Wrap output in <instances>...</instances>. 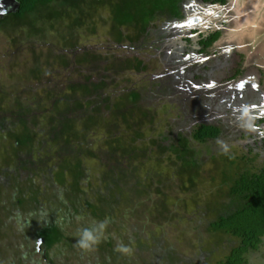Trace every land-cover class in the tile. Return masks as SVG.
I'll use <instances>...</instances> for the list:
<instances>
[{"label": "trees", "instance_id": "1", "mask_svg": "<svg viewBox=\"0 0 264 264\" xmlns=\"http://www.w3.org/2000/svg\"><path fill=\"white\" fill-rule=\"evenodd\" d=\"M204 1L223 5L228 0ZM16 2L17 11L0 14V30L12 35L15 46L25 45L26 48H20L30 52L35 60L30 74L44 83L38 91L20 94L7 110L2 101L4 91H0V137L4 141L6 135L13 144L11 156L1 161L6 170V174L1 175L5 179L24 181L21 185L8 182L22 190L16 203L26 208L28 215H34L21 220L23 226L29 228L17 226L23 239H45L40 254H45L50 264H57L54 260L57 253L52 252L58 245L68 242L69 251L74 250L76 237L67 232L64 221L57 220L56 209L50 214V205L38 197L37 191H41L38 182L51 178L56 186L51 205L67 209L66 222L74 219V213L79 214L80 209L88 211L87 217L92 215L94 220L106 221L114 213L117 216V207L122 203L139 197L136 203L143 205L144 198L151 204L149 209L159 213L163 224L173 223L180 226L182 232L187 221L202 235L208 222L207 231L222 236L219 247L227 243L223 257L216 264H251V255L264 246V160L261 154L253 155L254 150H251L239 156L237 151L219 150L211 155L214 163L223 164L221 185L225 186L227 194L224 202L217 206L207 201L201 204L193 191L200 185L207 161L203 160L204 151L198 145L220 138L222 127L193 123L191 119L183 127L174 122L179 117L166 121L169 130L163 131L160 129L163 124L158 120L171 105L149 93V90L157 92L166 71L160 69L162 57L154 56L153 31L162 28L168 33L165 25L183 18L184 0ZM88 35L100 37L104 43L101 47L92 45ZM221 35L220 31L212 33L203 38V44L211 46ZM147 54L153 58H147ZM41 60H45L44 64ZM154 60L158 64L155 65ZM64 74L71 76L61 83L55 82L54 79ZM138 75H147L151 82L136 81ZM5 146H0L1 154ZM205 148L207 153H213L209 146ZM92 160L102 169L101 172L98 169V182L92 180V169L88 165ZM136 161L140 162L138 169H134ZM148 161L154 164L149 166ZM216 179L213 178L212 183ZM27 190L33 194L28 198ZM190 194L193 195L189 201L186 196ZM36 215L46 217L42 224H34ZM8 221L7 217L0 216V228L12 227L15 233L6 240L9 249L11 240L14 245L18 241H14L17 231ZM120 226L117 233L125 235L121 242L130 250H146V254L155 257L160 253L164 264L180 262L178 253L172 252L173 244L154 241L156 232L151 228L147 233L142 228L128 232L125 226ZM202 238H198L197 244L200 251L203 250ZM113 243L107 241L101 247L93 244L103 251L102 264H136L130 252L117 249ZM153 246L160 250H152ZM162 246L167 249L161 250ZM166 250L171 252L170 256ZM28 254L32 264H40V254L35 248L8 264H26ZM205 254L212 255V259L217 255L215 250ZM176 256L178 258H174Z\"/></svg>", "mask_w": 264, "mask_h": 264}, {"label": "rangeland", "instance_id": "2", "mask_svg": "<svg viewBox=\"0 0 264 264\" xmlns=\"http://www.w3.org/2000/svg\"><path fill=\"white\" fill-rule=\"evenodd\" d=\"M229 1L230 3L223 8H220V6L215 8L211 7V11L213 10L212 12L214 14L213 18H215V20L211 22L212 29H209L216 32L220 31L222 35L216 46L209 51L214 53L216 52V50L221 48V53H216L218 55L215 54L212 56L213 59H210L209 65L207 66L208 68H206L207 70L203 71L201 79L199 78V76L197 78L196 76L191 78L189 72L190 68H188V66H185L186 68L177 66L176 60L172 56V50L173 47H175L173 46L175 45L173 41L176 42L177 40V38L174 36L176 33L171 32L169 35H167V33L165 32L166 30H162V28L153 31L152 37H154V39H156L157 41L154 42V44L157 45V47H153V51L155 50L156 52L154 56L162 57V61L159 62L161 63V65H163V67H161L160 69H166V73L163 72V83L158 87L156 93L160 96L158 97V99L160 98V100H163L166 103L168 102L167 104L171 105V109H168L167 107L166 112L162 115V119L160 118L158 120L161 125H164H162V128H160L161 130H169V122L166 121L175 120L179 117V120H175L174 122L177 125H183V127H185L184 125H186L188 119L193 118L194 115H196L199 119L202 118L206 122L209 121L213 123L214 120L212 118H206L207 115L199 114V111L202 110V108L208 109L210 104V107H212L215 112L220 113V111L218 110H221L225 104L224 102H222L224 98L221 95L223 94V91L227 90L232 91L233 89H235L234 92L229 94L227 105L230 108L228 109V112L232 114L234 110L235 115L239 118L244 108L248 109V107H250L252 109V105L248 103L249 101H246V90H241L240 86H254L253 82L256 83L258 77L261 78V76H263L264 78V0ZM195 4L198 6L200 5L198 0H185L184 6L187 7L188 11H191L194 8ZM201 5L203 6L202 3ZM9 13L11 12L1 15H6ZM105 16H107V14H105ZM204 16L205 13H199L197 14V17L196 15H193L191 13V19H188L184 25H181V23L178 22L172 23V27L175 26L173 27V30L175 32L178 31L179 34H189L188 31H190L193 27H195V29H202L200 18ZM165 26L168 27L169 31L171 30V24H166ZM160 34L161 36L167 35L166 37L169 38L164 42H161V39L157 38ZM88 38L90 39L89 41L93 43L92 45L95 46L101 47L104 43L103 40L100 39V37L96 38L88 35ZM21 46L23 45H20L18 47L15 46L12 35H10L9 33L7 34L6 31L0 30V91H4L3 96L5 98L2 96V101L6 110L9 107L13 106L14 103H16L20 94H24L29 90L38 91L40 90L39 88L44 85V83L42 84L39 80H36L30 74V69L35 67V60L30 52L23 49L26 48L25 45L23 46V48H20ZM18 48L20 50L17 51ZM147 50L150 51V49L148 48ZM44 53H46V51ZM166 53H169V55ZM163 55H165L166 60L163 59ZM147 56L148 54L146 55V57ZM224 57H228V59H230L229 63H231L225 66L220 65V67L212 69V67L216 64L218 66L219 61H221L220 64H222L224 61ZM147 58L152 59L153 55L148 56ZM207 59L208 58L201 60V64H203ZM44 62L45 60L43 62L41 60L42 64H44ZM154 64H158L156 60H154ZM192 66L193 69L196 70L199 65L197 64ZM47 68L48 65L46 67V70H48ZM178 72L181 74L179 75ZM151 73H153V70H151ZM172 73L176 74L177 77L180 76L181 79L185 78V81L187 79L188 84L186 82H183L184 84H187V86H185L187 87L185 96L184 88L181 90L182 93L178 92L177 94L173 95L175 89H168L167 87H170V85H168L167 87L164 86L165 82H170V80H173L175 78H173V75H171ZM236 74L238 76L234 77ZM69 76L71 75L64 74L63 76L57 77L54 80L55 82L61 83L64 81V78H68ZM168 76L170 77L167 78ZM148 78L149 77L147 75L143 77L138 75L136 77V81H144V83L151 82ZM44 82H46V79H44ZM64 84H66V81L64 82ZM197 84L198 88L196 87ZM28 97H30L28 99L32 98L31 96ZM32 99L35 100L34 98ZM259 102L257 103L261 105L264 104V99L260 100ZM245 105H247L248 107ZM249 114H252L251 111L249 112ZM228 121L229 120L227 119L226 123L220 121L217 123L223 129V135L220 138L211 140L207 145H198L204 151L202 153V158L203 160L207 161V164L202 169L200 185L196 189H194V195L190 194L189 196H186V198H189V201L191 199V196L193 195L201 202V204L207 201L212 206H217L219 202H224L226 198L225 196L227 193L225 190V186L221 185L224 180V175L222 174V172H224L222 168L223 164L219 162L214 163L211 155H213L214 153H218L219 150H223L222 152L225 153L237 151L239 156H242L244 153L248 152L247 148L242 145L241 133H243V128L241 126L233 124V120H230L229 122ZM239 125H241V122H239ZM4 141L3 137H0V146L6 144L2 154L0 153V170L2 169L1 161L7 158L5 153H11L13 145L9 137H7L6 135L4 136ZM206 146L212 148V154L207 153V150L205 148ZM225 148H227V151H225ZM256 154L257 153H254L253 155ZM220 158L221 157L219 156L217 160L220 161ZM97 163L98 162H96L95 160L89 161L88 163L89 167H91L92 169V180L96 182L99 181V171L102 170L101 166ZM148 164L149 166H151L154 164V162L148 161ZM139 165L140 162L136 161V163L134 164V169H138ZM215 177L217 178L216 182L212 183L213 178ZM38 183V186L42 188L41 191L44 192H42L43 196H50L52 194V188L45 187L44 181H39ZM90 189L92 190L91 187ZM17 192L18 191L14 190L13 188H9L8 190H4L0 194V216L1 218L7 217V219H10V221H8L9 224H11L15 228V232L17 231V238L16 240L14 239V241H18V243L14 245L11 244L13 243V241L11 240L8 249L6 240L9 238L11 239V237H13L15 233H12V227H6L4 230L0 228V240L2 241H0V261L3 260V264H8L9 261H14V259L16 258L18 259L23 253H26L27 250L31 251L33 248L37 249L40 241L38 239V241H35L34 239L25 241L21 236L22 233L18 230L17 226H23L21 222L24 221L23 219H25V217H27L30 212H26V208L23 209V207L19 206V204L16 203V198L20 197V193L18 192V194ZM30 195H32V193ZM138 198L139 197H135L134 200H131V202L129 203H122L121 206L117 207V209L119 210L117 216L114 213L112 215L113 217H110V219H107L106 221H104L103 219L100 221L94 220L92 215L90 217H87L89 216L87 214L88 211L85 209H80L79 214L77 212L74 213V219L71 218L68 220V222H66V218L68 215H66L65 212L67 211V209L55 204H53L52 206L51 201H49L46 196L45 201L46 204L50 205V214L52 209L55 208L58 213L56 215L57 220L64 221V223L67 224V232L71 234V236L76 237L73 251H69L70 246L67 244L68 242H64L58 245L56 250L52 252V254L55 252L57 253L54 259L55 262L57 264H96V262H98V264H102L103 251L100 250L99 247L107 243V241L114 242L113 244L117 249H120L121 245L127 247L125 243L121 242V239H123L125 235L122 234L121 236V234L118 235L117 233L119 232V229H121L120 225L125 226L128 232L131 231V229L142 228L144 232L147 233L151 228L150 230L156 232L154 235V241L158 243L166 242L168 244H173L172 248L174 250H172V252L174 251V253H178L180 258V262H178V264H201V260L205 262L203 264H216V262L219 261L221 257H223L224 246H227V243H225L226 245L221 246V248L219 247V245L221 244L220 241L222 240V236H216L215 234H211L209 231H207L206 227L208 222L202 230V235L196 230L194 226L190 225L191 223H188L187 221L184 224L185 229L182 232L181 227L175 226L173 223H169V225L163 224L159 213L156 212V209H149L148 206L151 204L144 198H142L143 200L141 203L143 205H138L136 203ZM126 201H129V199H126ZM194 204L195 203H193L191 206H194ZM146 207H148L149 211H147ZM28 216L29 218H33L32 216L34 215ZM35 218V225L42 224L46 219L45 216L39 215H36ZM116 218L119 220L113 221V219ZM125 218L126 220L128 219L127 222H125L126 220L124 221ZM101 222H106V226L103 230H98L95 233L98 237L96 244H99V247H96L97 245H92L90 248L84 249L79 246L78 241L81 238L83 230L86 228L98 229V226ZM161 224H163V226H160ZM27 226L28 225L23 226V228H29ZM163 232H165V235H163ZM200 236L203 237L202 240H200V245L202 246L204 251H200L199 245H197L199 242L198 238ZM225 242H227V240ZM165 249L167 248L163 249L162 246L161 250ZM152 250L159 251L160 249H157L156 246H153ZM212 250H215L217 253V255H215L213 259L210 258V256L212 255L205 254L211 252ZM128 252L133 255L132 260L136 259V264H164L162 258L160 257V253H158L155 257L154 255L146 254V250L131 249ZM165 252H167L169 256L171 255V252H168V250H166ZM27 257L28 259H25V263L32 264V257L29 258V254L27 255ZM40 258V264H50L49 261L45 260L43 254H40ZM174 258H178V256ZM208 259L209 261H207ZM251 264H264V246H262V248L258 252H254L251 255Z\"/></svg>", "mask_w": 264, "mask_h": 264}, {"label": "flooded vegetation", "instance_id": "3", "mask_svg": "<svg viewBox=\"0 0 264 264\" xmlns=\"http://www.w3.org/2000/svg\"><path fill=\"white\" fill-rule=\"evenodd\" d=\"M188 1V0H187ZM199 1V6L195 4L194 8L191 10V11H188L187 7L184 6L185 4V0L183 2V18L180 19V20H174L173 23H181V25H184L185 22L188 20V19H191V13L193 15H196L197 17V14L199 13H205V16L200 18V24L202 25L201 28L202 29H195V27L191 28L190 31H188L189 34H179V32H175L173 30V26L172 27V24H171V30L167 33V35L170 34V32H173V33H176L174 36L177 38L176 42L173 41L175 43V47H173V58L176 60V64L177 66L179 67H183V68H186L185 66H188L189 69V72H190V77H194L196 76V78L199 76V78L201 79V75H203V71L204 70H207L206 68H208L207 66L209 65V62H210V59H213V55H215L216 53H221L220 49L216 50V52L212 53L211 50L212 48H214L217 44V42L220 40V38L211 46H207L206 44H203V41L205 37H208L210 34L212 33H216V31H212L210 29H212V24L211 22L213 20H215V18H213L214 14H213V10L211 11V7L212 8H215V7H218L220 6V8H223L225 7L226 5H228L230 3V1L228 0L227 3L221 5V4H209L207 3L206 1L204 0H198ZM201 3L203 4V6L201 5ZM208 26V27H206ZM210 28V29H209ZM218 32V31H217ZM166 35V36H167ZM166 36H161L160 35L157 37L158 39H161V42H164L165 40H167L168 38ZM153 42H157L156 39H154ZM155 45V47H157L156 44H153ZM175 51V52H174ZM171 52V51H170ZM169 55V53H166ZM218 55V54H216ZM164 58L166 60V57L165 55H163ZM167 56V55H166ZM215 57V56H214ZM205 58H208L207 60L204 61L203 64H201V60H204ZM229 60L228 57H224V61L222 64L221 61H219L218 63V66L217 64L215 66L212 67V69L216 68V67H220L221 66H225V65H229ZM215 61V60H214ZM199 65L196 70L193 69V66L192 65ZM178 67V68H179ZM263 68V67H262ZM193 69V70H192ZM179 73V72H178ZM181 73H179L180 75ZM240 74V73H239ZM171 75H173V80H170V82H165L164 86H168L170 85V87H167L168 89H175V92L173 95L177 94L178 92H181V90L184 88V96H185V91L187 90V79L185 81V78H180V76H176V74L172 73ZM238 76L237 74L234 76L236 77ZM170 76H168L167 78H169ZM172 79V78H170ZM183 82H186L185 84ZM254 83V86H251V85H244V86H240V89L241 90H246L245 92V97H246V101H249L248 103L250 105H252V109L250 107H248V111L250 112L251 111V115H254L257 117V119L254 121L255 125L257 126L256 127V130L255 131H250V130H247V129H244L243 128V133H241V139H242V145H244L245 148H247L248 151H251V150H254L253 153H257V154H261L260 156L264 157V104H259L260 100L264 99V78L263 76L258 77L257 79V82H253ZM184 84V85H182ZM160 85H158L159 87ZM195 86V85H194ZM196 87L198 88V84L196 85ZM158 89V88H157ZM235 89H233L232 91H223V94L221 96H223V100L222 102H224V107L221 109V110H218L220 111V113L218 112H215L212 107H210V104H209V108L208 109H205V108H202V110L199 111V114H206L208 119L212 118L214 120V122H206L204 121L201 117V119L197 118L196 115H194L193 118H191V122L193 123H200V122H204V123H209V124H217L219 121L220 122H223V123H226V120L228 119L229 121L230 120H233V124H236L237 126H241L239 125V118L235 115V112L233 110L232 114L230 112H228V109L230 108L228 105H227V102L229 100V94H231L232 92H234ZM227 92V93H226ZM149 93L154 97H160L156 92H152L151 90H149ZM182 93V92H181ZM150 96V95H148ZM259 102V103H257ZM254 107V109H253ZM219 117V118H218ZM189 121V120H188ZM225 121V122H224ZM228 121V122H229ZM190 123V121H189ZM231 124V123H230ZM239 128V127H238ZM223 130V129H222ZM222 136V135H221ZM246 142H245V141ZM256 151V152H255ZM12 154L9 153H5L6 157L8 158L10 155ZM5 168V167H4ZM4 168L2 167V173L0 172V194L4 191V190H8L9 188H13L14 190L18 191L20 194H21V189H15L13 187V185H10V183L8 181H11L13 184H18V185H21V184H24V181H21L22 179H18V180H11L10 178H4L3 176L4 175H1V174H6V170H4ZM41 181H44V186L45 187H51L52 188V194L50 196L48 195H44L43 196V191H37L38 193V197H39V200L42 201V202H46L45 201V197L47 196V198L49 199V201H51V197L53 196V192L56 191V186L55 184H52L53 183V180L51 178H46L44 180H41ZM42 189V188H41ZM30 192V190H27ZM17 192V193H18ZM27 193V195H25L27 198L32 196L30 195L31 193ZM43 192V193H41ZM18 193V194H19ZM40 193L42 195H40ZM43 238L40 239L39 241V245L37 247V253L40 254L44 249H43V244L45 242V239L44 241H42ZM44 257H45V260H48V258L45 256L44 254Z\"/></svg>", "mask_w": 264, "mask_h": 264}, {"label": "clouds", "instance_id": "4", "mask_svg": "<svg viewBox=\"0 0 264 264\" xmlns=\"http://www.w3.org/2000/svg\"><path fill=\"white\" fill-rule=\"evenodd\" d=\"M257 119L256 116L250 115L247 108H244L242 110V114L239 117V120L241 122V127L250 131L256 130V125L254 121ZM225 151H227V148H225ZM106 226V222H101L98 226V229H84L81 235L80 240L78 241V244L84 248L88 249L90 248L94 243H96L98 237L96 236V231L103 230ZM119 250H123L125 252L130 251L129 248L126 246L121 245V248Z\"/></svg>", "mask_w": 264, "mask_h": 264}, {"label": "water", "instance_id": "5", "mask_svg": "<svg viewBox=\"0 0 264 264\" xmlns=\"http://www.w3.org/2000/svg\"><path fill=\"white\" fill-rule=\"evenodd\" d=\"M19 4L16 0H0V14L17 11ZM44 241V239L42 240Z\"/></svg>", "mask_w": 264, "mask_h": 264}]
</instances>
